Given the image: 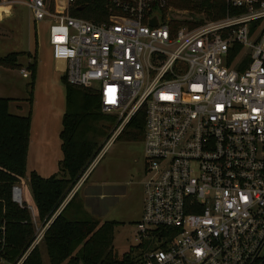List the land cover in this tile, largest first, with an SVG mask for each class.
Masks as SVG:
<instances>
[{
  "label": "built area",
  "instance_id": "obj_1",
  "mask_svg": "<svg viewBox=\"0 0 264 264\" xmlns=\"http://www.w3.org/2000/svg\"><path fill=\"white\" fill-rule=\"evenodd\" d=\"M23 3L50 22L67 83L96 91L117 117L107 147L145 117L135 259L264 264V0H225L219 19L170 0H105L98 11L80 0Z\"/></svg>",
  "mask_w": 264,
  "mask_h": 264
},
{
  "label": "trees",
  "instance_id": "obj_2",
  "mask_svg": "<svg viewBox=\"0 0 264 264\" xmlns=\"http://www.w3.org/2000/svg\"><path fill=\"white\" fill-rule=\"evenodd\" d=\"M93 2L92 10H103L105 0ZM181 9L205 13L208 18L219 19L227 13L225 0H170ZM79 16V15H78ZM23 53H11L0 58V68L22 70L18 63ZM32 62L27 70L31 82L29 102L32 105L37 75V54L28 55ZM1 78V73H0ZM63 82L67 90V109L62 116L60 132L63 158L59 172L42 177L29 174L36 216L45 228L43 243L50 264H141L131 253L121 259L114 252L116 228L119 222L100 223L85 209L78 193L60 212L74 188L105 148L112 137L110 131L117 126V117L106 115L101 109L99 94L89 88ZM14 100L0 98V258L16 264L27 252L23 264H44L39 245L32 248L38 235L29 206L14 200V189L27 177L32 112L19 116L10 112ZM145 117L138 115L117 138L128 142H143ZM105 139V143L103 142Z\"/></svg>",
  "mask_w": 264,
  "mask_h": 264
},
{
  "label": "rangeland",
  "instance_id": "obj_3",
  "mask_svg": "<svg viewBox=\"0 0 264 264\" xmlns=\"http://www.w3.org/2000/svg\"><path fill=\"white\" fill-rule=\"evenodd\" d=\"M13 1L19 3L10 4L11 17L0 24V57L12 52L23 53L18 60L22 68L27 69L32 62L28 55L37 54V75L32 105L29 102L32 89H28L30 76L24 78L20 70L2 71L0 98L14 99L10 105V112L13 114L27 116L32 112V147L39 146L54 154L56 150L59 152V134L68 98L63 70L58 68L52 55L49 41L51 24L47 21L36 22L30 9L23 3L26 0ZM6 9L7 7L0 9V16L2 10ZM198 15L204 17L203 13ZM114 129L110 134H113ZM105 141L103 139L102 143ZM105 147L103 156L81 189L83 194L80 198L86 211L101 224L107 221L120 223L116 228L114 241L116 256L121 259L125 254L131 253L136 257L137 253L132 250L138 244L137 223L143 216L145 198L144 144L119 139ZM30 153L32 155L27 175L36 170L32 149ZM54 171L55 174L58 173L59 167ZM84 178L80 183L85 182ZM84 195L89 197L87 201ZM39 247L44 264H50L44 243L41 242Z\"/></svg>",
  "mask_w": 264,
  "mask_h": 264
},
{
  "label": "crops",
  "instance_id": "obj_4",
  "mask_svg": "<svg viewBox=\"0 0 264 264\" xmlns=\"http://www.w3.org/2000/svg\"><path fill=\"white\" fill-rule=\"evenodd\" d=\"M5 7H7V9H6V11L2 10V12H1L0 24L5 22L7 19H10V17H11V10H10L11 7L10 6H0V9H3ZM12 53H20V52H12ZM9 54H11V53H9ZM0 58H2V57H0ZM18 63H19V60H18ZM56 63L58 65V68L64 71L65 64L64 63H60V62H56ZM4 70L14 71V70H11V69L0 68L1 77H2V71H4ZM20 71H21V73H22L24 78H28L29 76H31L30 72L27 69H22ZM23 72H26V73H23ZM25 74L27 76H25ZM0 81H1V78H0ZM12 100H14V99H12ZM31 129H32V127H31ZM59 136H60V134H59ZM32 145H34V143L32 141L31 135H30V146H29L28 163H29V158L32 155L30 153L31 149H32L33 161L36 164L35 167H34L36 170H34V171L37 172L42 177H50V176L54 175L55 174L54 170H56V168L59 167V162L63 158L62 151H61V144H60L59 152H57V150H56V152L54 154H52L51 151H50L51 153L50 152L48 153V151L42 150V148L41 147L39 148V146H33L32 147ZM55 156H57V157H55ZM38 170H41L43 173L40 174ZM84 177L83 178H84L85 182L83 181L84 183H80V182L78 183V185L74 188V190L69 195V197L67 198L65 203L62 205V207H61V209L59 210L58 213H60L65 208V206L71 201V199L75 196L76 193H78V195L80 194L79 197L82 196L83 193H81V189H82L83 185L86 183V180L88 179L87 176H84ZM17 188H19L21 190L20 192H21V197H22V202L19 203V204H22L23 202H25L29 206V208L31 210V213H32V216H33V219H34V222L37 225V231L40 232L41 230H44V227L42 226L41 222L39 221V219L36 216V208H35V205H34L31 189H30V186H29V175H27V177L22 180V182L18 185ZM84 197L83 198L85 199V201H87L89 199V197L86 196V195H84ZM41 242H43V240ZM41 242H40V244H41Z\"/></svg>",
  "mask_w": 264,
  "mask_h": 264
},
{
  "label": "water",
  "instance_id": "obj_5",
  "mask_svg": "<svg viewBox=\"0 0 264 264\" xmlns=\"http://www.w3.org/2000/svg\"><path fill=\"white\" fill-rule=\"evenodd\" d=\"M14 191H15V192L19 191V192H20L21 190H20L19 188H15ZM14 200L17 202L16 199H14Z\"/></svg>",
  "mask_w": 264,
  "mask_h": 264
},
{
  "label": "bare ground",
  "instance_id": "obj_6",
  "mask_svg": "<svg viewBox=\"0 0 264 264\" xmlns=\"http://www.w3.org/2000/svg\"><path fill=\"white\" fill-rule=\"evenodd\" d=\"M20 195V193H19V191H18V193H17V197Z\"/></svg>",
  "mask_w": 264,
  "mask_h": 264
}]
</instances>
